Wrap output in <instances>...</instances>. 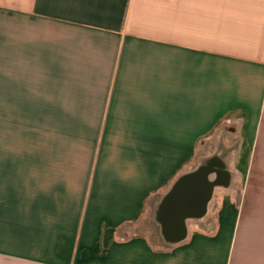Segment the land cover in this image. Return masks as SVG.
<instances>
[{"label": "crops", "instance_id": "obj_1", "mask_svg": "<svg viewBox=\"0 0 264 264\" xmlns=\"http://www.w3.org/2000/svg\"><path fill=\"white\" fill-rule=\"evenodd\" d=\"M228 119L264 164V0H0V264H264V171L153 219Z\"/></svg>", "mask_w": 264, "mask_h": 264}, {"label": "rangeland", "instance_id": "obj_2", "mask_svg": "<svg viewBox=\"0 0 264 264\" xmlns=\"http://www.w3.org/2000/svg\"><path fill=\"white\" fill-rule=\"evenodd\" d=\"M235 141H240V130L238 124L230 122V119L219 122L193 149L194 159L188 166L194 167L197 163L198 158L210 156L211 154L217 152L220 154L226 153V164L227 160L233 163V168L235 175H233L234 180L239 177V182L235 190L219 192L217 204L221 201L237 203L242 197V203L246 202V194L249 190L257 191V188L263 187V179H257L256 176L260 172L264 171L263 163H256L254 161L253 153L251 148L243 144L237 145L232 148ZM217 148V149H216ZM231 148V149H230ZM184 165L183 169L188 167ZM231 172V171H230ZM238 193V194H237ZM141 232L154 235L152 241L154 243H159L157 239V229L154 227L150 221L147 223H142L137 227ZM151 230V231H150Z\"/></svg>", "mask_w": 264, "mask_h": 264}, {"label": "flooded vegetation", "instance_id": "obj_3", "mask_svg": "<svg viewBox=\"0 0 264 264\" xmlns=\"http://www.w3.org/2000/svg\"><path fill=\"white\" fill-rule=\"evenodd\" d=\"M237 145H239V141H235L232 148ZM224 158V155L221 153L219 154L217 150L210 156L198 158L196 165L194 167L191 165L186 173L177 180L171 190L157 202L153 212V219L155 220V223L158 224V222H156L158 206L170 194L176 195L179 193V185H183L184 183H186V185L188 183L195 185V187L190 190L186 189L185 192H183L184 195H187L188 201H186V204L191 206L192 211L190 216L184 220V223L187 219L195 221L211 220V207L214 201L215 193L233 191L236 189L239 182V177H237L236 181L233 178V175L236 174L234 168L232 167L233 163L227 160V166ZM158 227L161 235L163 236L162 226L158 224Z\"/></svg>", "mask_w": 264, "mask_h": 264}, {"label": "water", "instance_id": "obj_4", "mask_svg": "<svg viewBox=\"0 0 264 264\" xmlns=\"http://www.w3.org/2000/svg\"><path fill=\"white\" fill-rule=\"evenodd\" d=\"M195 187L194 184L184 183L179 185L180 192L176 195L170 194L158 206L156 222L162 226V233L169 243H176L185 237L184 220L191 214V206L186 204L187 195L183 192Z\"/></svg>", "mask_w": 264, "mask_h": 264}, {"label": "bare ground", "instance_id": "obj_5", "mask_svg": "<svg viewBox=\"0 0 264 264\" xmlns=\"http://www.w3.org/2000/svg\"><path fill=\"white\" fill-rule=\"evenodd\" d=\"M225 154H226V153H222V155H224V157H225ZM224 159H225V162H226V157H225ZM227 166H228V165H227Z\"/></svg>", "mask_w": 264, "mask_h": 264}]
</instances>
